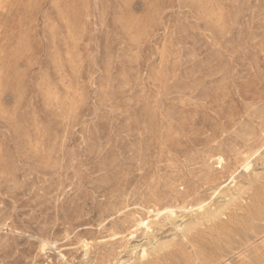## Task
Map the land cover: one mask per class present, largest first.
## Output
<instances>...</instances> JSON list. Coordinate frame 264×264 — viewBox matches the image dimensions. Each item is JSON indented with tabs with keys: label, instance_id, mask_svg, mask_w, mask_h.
Here are the masks:
<instances>
[{
	"label": "rangeland",
	"instance_id": "374dc122",
	"mask_svg": "<svg viewBox=\"0 0 264 264\" xmlns=\"http://www.w3.org/2000/svg\"><path fill=\"white\" fill-rule=\"evenodd\" d=\"M0 264H264V0H0Z\"/></svg>",
	"mask_w": 264,
	"mask_h": 264
},
{
	"label": "bare ground",
	"instance_id": "6f19581e",
	"mask_svg": "<svg viewBox=\"0 0 264 264\" xmlns=\"http://www.w3.org/2000/svg\"><path fill=\"white\" fill-rule=\"evenodd\" d=\"M221 163V162H220ZM250 161L249 159L245 162V168L246 170L248 169L249 165H250ZM251 166V165H250ZM234 182V178H233V181L232 183ZM207 207V204H205V202L201 203L199 206H198V210L199 211H203L205 208ZM174 209L172 207H166L164 209H161V210H156L154 211V213L156 214V217H160L162 215H166V216H173L174 215ZM175 216V215H174ZM140 225L142 227H144L147 231L151 229V226H152V223H151V220L149 219H141L140 220ZM47 245V244H46ZM85 246V245H84ZM144 256V255H143Z\"/></svg>",
	"mask_w": 264,
	"mask_h": 264
}]
</instances>
